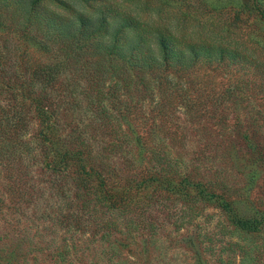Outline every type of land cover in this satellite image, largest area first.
<instances>
[{"label":"rangeland","instance_id":"1","mask_svg":"<svg viewBox=\"0 0 264 264\" xmlns=\"http://www.w3.org/2000/svg\"><path fill=\"white\" fill-rule=\"evenodd\" d=\"M68 2L89 16L100 13L113 28L128 15L135 21L129 36L169 31L227 46L247 60L203 68L213 74V100L201 99L197 111L180 104L164 116L150 103L134 116L152 125L143 131L154 138L145 147L133 138L105 164L109 188L130 190L112 206L94 185L79 183L75 167L47 168L30 142L36 121L27 106L29 122L18 139L0 146V264H264V20L257 10L264 0ZM47 7L70 13L55 1ZM6 35L16 66H7L5 80L19 76L37 96L33 69L60 60L62 44L46 51ZM14 92L25 91L0 94L1 112L13 108ZM249 218L258 224L252 231L243 227Z\"/></svg>","mask_w":264,"mask_h":264},{"label":"trees","instance_id":"2","mask_svg":"<svg viewBox=\"0 0 264 264\" xmlns=\"http://www.w3.org/2000/svg\"><path fill=\"white\" fill-rule=\"evenodd\" d=\"M50 1L70 13L49 11ZM257 8L263 21L264 8ZM134 23L133 18L125 15L113 28L105 16L100 13L89 16L72 9L68 0H0V94L15 87L25 91L22 95L14 92L13 108L6 107L2 112L0 109V146H5L7 138L18 139L29 122L27 106L32 105L36 129L30 142L41 149L47 168L75 167L79 183L94 185L99 196L111 206L130 190L109 188L105 172L111 169L105 164L113 153L126 151L125 145L133 138L142 147L154 138L150 129L143 131L152 125L136 123L134 116L143 114L150 103H155L158 114L164 116L180 104L187 112L197 111L201 99L213 100L210 79L213 74L203 68L216 61L229 65L247 60L227 46L190 42L169 31H157L153 39L139 33L131 37L127 30ZM4 34H12L16 41L31 42L46 51L52 49V44H62L60 60L53 66L37 65L33 69L31 83L38 81L41 86L37 96L30 95L31 89L24 87L19 76L5 80L7 66L13 68L16 61L8 49L10 40ZM107 79L114 82L107 86ZM231 91L227 88L224 94ZM107 100L113 105H107ZM85 114L89 117L87 123L76 121ZM122 120L127 122V128ZM156 151L159 149L151 148L150 152ZM166 172L163 175L169 180L173 173ZM245 222L247 225L243 227L251 231L258 226L250 218Z\"/></svg>","mask_w":264,"mask_h":264}]
</instances>
